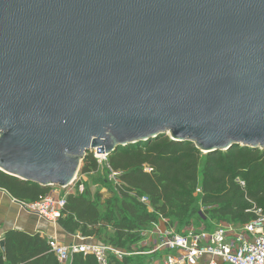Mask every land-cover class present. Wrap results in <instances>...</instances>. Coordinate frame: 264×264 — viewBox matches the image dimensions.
Masks as SVG:
<instances>
[{
    "label": "water",
    "instance_id": "water-1",
    "mask_svg": "<svg viewBox=\"0 0 264 264\" xmlns=\"http://www.w3.org/2000/svg\"><path fill=\"white\" fill-rule=\"evenodd\" d=\"M167 134L264 149V0H0V170L67 187Z\"/></svg>",
    "mask_w": 264,
    "mask_h": 264
},
{
    "label": "trees",
    "instance_id": "trees-1",
    "mask_svg": "<svg viewBox=\"0 0 264 264\" xmlns=\"http://www.w3.org/2000/svg\"><path fill=\"white\" fill-rule=\"evenodd\" d=\"M107 164L119 171V184L106 178L108 194L96 191L69 193L59 218L70 234L91 237L98 244L109 243L127 252L139 247L142 231L167 220L166 226L183 231L192 220L214 223H244L253 216L246 210L253 204L264 208V150L233 146L226 151L202 153L190 141H175L160 135L151 141L119 146L107 156ZM145 166L152 168L145 171ZM93 155H85L80 172L98 173ZM237 179L245 182L242 186ZM200 186L202 192L195 195ZM114 187V188H113ZM0 188L19 201H35L52 191L51 186L25 181L0 170ZM146 197L148 203L141 201ZM194 220V221H195ZM216 222H215V221ZM210 221L214 222L213 224ZM5 255L0 264H62L48 239L38 232L7 230L3 237ZM151 255L131 254L108 264H148ZM68 264H100L94 254L73 253Z\"/></svg>",
    "mask_w": 264,
    "mask_h": 264
},
{
    "label": "built area",
    "instance_id": "built-area-1",
    "mask_svg": "<svg viewBox=\"0 0 264 264\" xmlns=\"http://www.w3.org/2000/svg\"><path fill=\"white\" fill-rule=\"evenodd\" d=\"M264 150V149H263ZM99 162H105L110 174L115 178V184H119V171H113L107 164V155L91 151ZM145 171L151 172L152 168L145 166ZM244 186L245 182L237 179ZM83 175L75 176L67 187H56L35 201H19L21 206L44 218L47 221L58 224L62 216V210L66 204V196L69 193L84 191ZM202 189L198 186L195 195ZM141 201L148 203L144 196ZM253 214L252 218L244 223L234 224L229 222L214 223L211 229L205 227L196 228L190 225L181 232L168 226L158 232V240L150 249L127 252L113 247L111 244H98L92 242L91 237L75 234L77 240L71 243L60 242L55 237H49L48 242L54 251L58 261L68 264L73 253L94 254L100 264H108V256L114 255L122 259L125 255L145 254L152 258L148 264H264V208L253 204L246 210ZM161 223L167 220L161 218ZM158 225V224H155ZM148 233L142 231L143 236ZM143 245H139L142 247Z\"/></svg>",
    "mask_w": 264,
    "mask_h": 264
},
{
    "label": "crops",
    "instance_id": "crops-1",
    "mask_svg": "<svg viewBox=\"0 0 264 264\" xmlns=\"http://www.w3.org/2000/svg\"><path fill=\"white\" fill-rule=\"evenodd\" d=\"M147 229L148 233L142 239L144 249H150L158 240V232L167 226L164 223H156ZM9 229H19L26 233L38 232L46 238L55 237L60 242L71 243L76 239L75 234L66 232L60 224H54L38 215L29 212L21 206L19 200L12 197L6 190L0 188V239Z\"/></svg>",
    "mask_w": 264,
    "mask_h": 264
},
{
    "label": "rangeland",
    "instance_id": "rangeland-1",
    "mask_svg": "<svg viewBox=\"0 0 264 264\" xmlns=\"http://www.w3.org/2000/svg\"><path fill=\"white\" fill-rule=\"evenodd\" d=\"M168 137H170L168 134H167ZM89 155H93V153H91V151L87 152ZM86 153V154H87ZM204 153V152H202ZM94 157V155H93ZM83 162V161H82ZM82 162H81V165H80V168L76 174V176H79V175H83V180H84V186L85 187H88L91 191V194H94L96 191H99L101 193H103L104 195H107L108 194V186L106 185H103V184H100L99 182V178H106L107 181L109 183H111L112 185L115 184V178L114 176H112L110 174V170L109 168L107 167V165L105 164V162H102V163H99L97 160V164L99 165V170H98V173H88V174H83L80 172V169H81V166H82ZM56 187L58 186H51L50 189L54 190ZM114 188V187H113ZM195 220V219H194ZM192 220V224L190 225H193L194 227L196 228H201V227H205V223L203 222V220ZM215 221V220H214ZM216 222V221H215ZM211 224H213L214 222L210 221ZM156 224V223H155ZM235 224H239V223H235ZM154 225V224H153ZM190 225H188L187 227H189ZM186 227V228H187ZM185 228V229H186ZM206 228V227H205ZM174 230H176L174 228ZM177 231V230H176ZM144 237V236H143ZM142 242V241H141ZM139 242V243H141ZM140 245V244H139ZM129 256V255H128Z\"/></svg>",
    "mask_w": 264,
    "mask_h": 264
}]
</instances>
